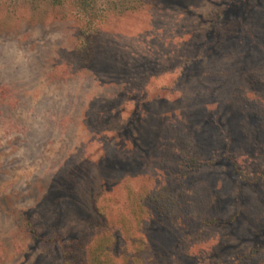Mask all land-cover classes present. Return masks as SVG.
Masks as SVG:
<instances>
[{"label":"rangeland","instance_id":"374dc122","mask_svg":"<svg viewBox=\"0 0 264 264\" xmlns=\"http://www.w3.org/2000/svg\"><path fill=\"white\" fill-rule=\"evenodd\" d=\"M52 1L0 0V264L130 255L143 191L141 264H264V0Z\"/></svg>","mask_w":264,"mask_h":264},{"label":"trees","instance_id":"16d2710c","mask_svg":"<svg viewBox=\"0 0 264 264\" xmlns=\"http://www.w3.org/2000/svg\"><path fill=\"white\" fill-rule=\"evenodd\" d=\"M150 1L120 0V4L125 8V11H131L146 7ZM52 2L58 4L61 0H53ZM76 2L77 7L88 14L90 6L94 4L95 0H76ZM166 194L168 193L166 192ZM127 207V212L117 211L115 215H110V225L114 224L122 228L125 239L130 245V255H126L128 252L120 255L113 237L107 232L99 233L89 243L86 255L89 264H141L145 244L140 236V230H142L146 220L157 218L163 221L169 217L175 218L174 220L177 221L180 220L178 205L169 194L167 196L161 191L158 194L157 192L151 194L145 191L140 194L130 193ZM97 210L99 214H104L98 206Z\"/></svg>","mask_w":264,"mask_h":264}]
</instances>
